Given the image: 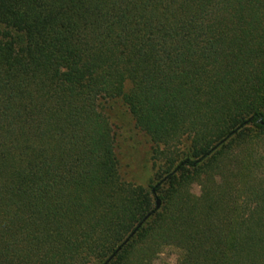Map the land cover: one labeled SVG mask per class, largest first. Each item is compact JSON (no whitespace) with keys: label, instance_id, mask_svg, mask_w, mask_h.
Instances as JSON below:
<instances>
[{"label":"trees","instance_id":"obj_1","mask_svg":"<svg viewBox=\"0 0 264 264\" xmlns=\"http://www.w3.org/2000/svg\"><path fill=\"white\" fill-rule=\"evenodd\" d=\"M114 101L154 144L149 189L121 176ZM120 247L264 264V0H0V264Z\"/></svg>","mask_w":264,"mask_h":264},{"label":"rangeland","instance_id":"obj_2","mask_svg":"<svg viewBox=\"0 0 264 264\" xmlns=\"http://www.w3.org/2000/svg\"><path fill=\"white\" fill-rule=\"evenodd\" d=\"M109 105V104H108ZM107 115L113 125L120 172L124 181L149 189L155 185L160 175V161L154 155V144L149 136L138 129L128 109L120 101L108 107ZM187 150V145L176 148L177 155ZM199 193V188L194 187ZM178 255L174 250L162 253L154 264H177Z\"/></svg>","mask_w":264,"mask_h":264},{"label":"water","instance_id":"obj_3","mask_svg":"<svg viewBox=\"0 0 264 264\" xmlns=\"http://www.w3.org/2000/svg\"><path fill=\"white\" fill-rule=\"evenodd\" d=\"M156 206H157V209H160V207H161V201H160V200H157V201H156ZM134 234H135V232L132 233L131 236H134ZM128 241H129V239H127V240L124 242V245H126V244L128 243ZM121 249H122V247H120V248L117 249L116 253H114V254L108 259L107 264L110 263V262L115 258L116 254L119 253Z\"/></svg>","mask_w":264,"mask_h":264}]
</instances>
